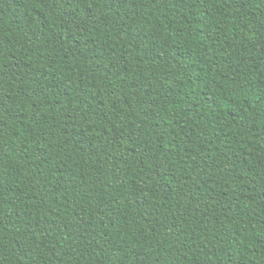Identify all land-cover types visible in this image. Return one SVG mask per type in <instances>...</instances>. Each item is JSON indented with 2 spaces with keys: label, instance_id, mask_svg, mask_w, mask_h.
Here are the masks:
<instances>
[{
  "label": "trees",
  "instance_id": "trees-1",
  "mask_svg": "<svg viewBox=\"0 0 264 264\" xmlns=\"http://www.w3.org/2000/svg\"><path fill=\"white\" fill-rule=\"evenodd\" d=\"M0 264H264V0H0Z\"/></svg>",
  "mask_w": 264,
  "mask_h": 264
}]
</instances>
